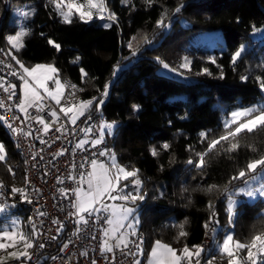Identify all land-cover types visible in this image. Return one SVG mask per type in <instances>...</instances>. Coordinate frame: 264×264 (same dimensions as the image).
Instances as JSON below:
<instances>
[{
	"label": "trees",
	"instance_id": "1",
	"mask_svg": "<svg viewBox=\"0 0 264 264\" xmlns=\"http://www.w3.org/2000/svg\"><path fill=\"white\" fill-rule=\"evenodd\" d=\"M23 3L31 4L30 15L21 25L27 34L21 38L23 46L10 52L5 45L10 28L6 12L11 5ZM105 4L114 14L110 27L95 17L82 20L77 14L66 23L52 0H0V47L16 68L15 57L25 64L53 63L60 78L80 87L74 100L96 98L86 117L114 122L112 133L104 138L105 147L140 175L139 193L144 198L135 203L144 252L155 240L178 250L185 245L195 250L215 223L220 227L217 238L231 224L234 239L242 243L263 234L264 200H241L229 218L225 194L250 174L247 163L264 156V129L222 141L211 152L208 147L226 132L222 114L261 97L257 77L264 78V37L250 38L249 33L264 26V0H105ZM162 17L165 26L158 27ZM212 30L222 34L224 49L194 44L196 33ZM144 37L150 42L145 43ZM242 46V55L233 63L234 53ZM185 55L192 57L190 70L180 68ZM156 59L192 80L156 72L161 63ZM204 68L211 74L203 73ZM18 82L19 78L15 80L17 92ZM106 85L108 95L104 97ZM100 99L104 103L97 108ZM237 140L238 149L226 151ZM0 141L6 153L0 161V182L20 197L25 187L23 162L1 122ZM206 152L204 166L196 167L197 154ZM242 169L246 176L232 180ZM210 185L217 187L209 192ZM13 188L22 192H13ZM11 210L27 221L24 208ZM181 230L187 235L179 236ZM217 254L212 248L203 250L201 262L212 257L216 263L227 264L228 257ZM237 254L245 255L247 250Z\"/></svg>",
	"mask_w": 264,
	"mask_h": 264
},
{
	"label": "snow or ice",
	"instance_id": "2",
	"mask_svg": "<svg viewBox=\"0 0 264 264\" xmlns=\"http://www.w3.org/2000/svg\"><path fill=\"white\" fill-rule=\"evenodd\" d=\"M52 2L56 5V8L59 10V14L62 16L63 21L66 23L71 22V15L73 12L78 13L80 18L83 20L87 18L91 20L93 18V10L103 13L105 10V0H85V3H77V0H52ZM85 5L87 6L88 10L85 9ZM63 6L67 7V11L63 10ZM183 5H181L182 7ZM181 9L177 7L175 9L176 12H179ZM25 16L29 15V13L25 12ZM103 15L100 16V19H104ZM109 19H114V14L108 17ZM110 24H105L104 27H110ZM158 27H164L163 17L160 21L157 22ZM27 33L23 28L15 35H11L7 37V40L13 47H22L23 45L20 43V40L23 36ZM133 40L136 39L135 37L132 38ZM144 42L149 43L147 37H144ZM49 44L53 45L57 50L60 49V45L56 44L54 41L49 40ZM129 48H131V42L129 43ZM243 47L237 50L233 57L232 62L235 63L236 60L242 55ZM14 58V57H13ZM185 63L181 64V68L189 69L190 70V61L187 60V57L184 58ZM20 65V68L23 70L24 75H20L19 78L23 82L21 86L22 97L20 98V102L16 105L17 108L21 112L28 116V108L36 107L37 111L43 110V99L44 96L42 95L41 90L43 93L47 94L52 100L55 101L57 105H61V100L64 95V90L67 87H71L72 89H76V85H69L67 82L62 83L59 79L55 78V75L58 74V69H56L53 65H35L34 67H26L20 61H17ZM212 63H215V60H212ZM165 68L169 66L167 64L163 65ZM205 74H211L207 68L202 70ZM82 76H86L87 74L84 73L83 69H81ZM16 75L17 73H12ZM200 74V73H198ZM30 79H28V78ZM241 79H247V77H242ZM54 80L56 84L55 90H50L48 87V81ZM257 80L260 82V88L264 91V78L257 77ZM108 85L105 86V90L103 92V96L106 97L108 95ZM0 88H4V91L7 92L9 88L15 89V84H10L8 87H4L2 83H0ZM82 91V89H81ZM72 96L75 95V92L71 94ZM14 96H16L15 91H12L11 94L8 96V99L11 100ZM96 98H92L89 100H81L79 103H72L70 105H64L59 108V112L63 113L66 117H69L70 122L72 124H76L77 119L80 116H83L85 112H87L92 106ZM104 103L103 99H100L97 104V108ZM0 108H6L5 102L0 100ZM136 110L139 109V106H134ZM71 114V115H69ZM49 115L52 117L53 121L59 119L58 113L56 111H50ZM3 117L0 116V120ZM34 119L43 125V131L47 133L50 130V124L45 121L42 116H35ZM234 126V127H233ZM8 127L14 132H20L22 130L13 128L11 124H8ZM114 127L113 123H102L101 125V132L103 133L104 129H107L109 132ZM225 129L226 132L224 135L220 136L218 139H214L210 142L208 147V152H211L217 145H219L222 141L227 142L231 139L235 140L239 137L242 133H253L258 129H264V106H253L248 108L239 109L237 111H233L231 113V120L225 122ZM60 131L59 128L56 129ZM82 131H91L89 129H82ZM26 135H31V132L26 133ZM202 137H205V133H201ZM101 138L96 139L93 141V146L96 144L101 143ZM87 141L82 140L80 143L77 144L76 147H82L84 143ZM44 143V141H41ZM164 148H168V145L165 144ZM239 147V142L230 143L229 147L226 149L228 152H232L237 150ZM251 147V146H250ZM253 151L255 149L253 148ZM62 154V153H61ZM106 152H100V156H105ZM153 155H156L155 150H153ZM199 161L196 163V167L202 168L204 166L205 160L204 157L207 155L206 153H198ZM6 159L5 153V146L0 143V161H4ZM112 159V168H116V174L113 176L111 174V168L105 167L103 162H98L96 159H92L88 163L91 165L92 171L88 172H81L78 184L80 186L71 189V191L75 195V201L72 204V207L76 209L74 213H69L70 216L75 215L79 216V220L77 223L79 224L81 221L87 224V219L84 217V213H87L88 216H92L94 213L98 214L101 211V207L98 205H102L103 210L110 213V215L105 219V222L111 225V229L104 230V236L109 238H114L116 240L115 245L109 244L108 240H103L100 251L103 254L104 252H112L114 247L119 248L123 245L125 248L128 247L130 241L127 239L129 236L128 232H122L121 229L127 227L132 229L131 235H135L134 223H138L133 217V222L127 223L125 225V221L129 220V217H132L135 209L132 207H127L125 205H112L109 208L108 205L103 204V198L107 196L111 200H121L125 202L135 203L137 200H142L144 197L140 195L138 186L140 185L141 181L137 178L133 180V185L137 187L136 192H124L123 189L119 187V182L121 179L127 181L130 177H137L138 170L134 169L132 171L126 170L124 167H117L115 162V156L111 157ZM189 164H192L193 161L189 160ZM75 167V166H73ZM81 168L84 167L82 164ZM247 172L256 173L257 169H260L259 175H264V156L259 159H253L249 163H247ZM11 171V169H9ZM245 170H240L236 176H233L231 179H241L246 176ZM70 179L75 180V177L70 176ZM256 177H253L255 179ZM61 182L62 181H58ZM87 184V189L83 187L84 184ZM247 184L248 181H245ZM125 188L127 185L124 186ZM216 185H210L207 191L211 192ZM13 192H22V189L13 188ZM61 193L67 197L68 189H60ZM241 192H244L249 198L255 197L257 194L260 196H264V185L260 187L249 189L247 191L241 189ZM119 193V194H113ZM228 211L230 218L234 213V209L236 206V201L232 199L231 194L228 196ZM29 203L31 201H28ZM7 205L0 204V213L4 212ZM41 216L45 215V213L40 212ZM16 221L12 222L11 230L9 226H5L3 229H0V238H6L8 241H11L10 244H5L0 242V250H6L10 247H16L17 244H23V251L17 253L16 251H12L8 253V256L20 260L21 258H25L27 260H31V253L28 251L32 249L36 245V241L34 237L37 234V230L35 225H33L30 233L24 232H17L15 230ZM53 224L58 223L57 221L53 220ZM183 227L182 225L180 226ZM205 227H208L206 224ZM63 228L61 224L60 227L57 229L59 232ZM79 228H77V232H79ZM214 231V229H213ZM187 233L184 231L179 232V236L183 237L186 236ZM96 237H93L95 239ZM51 239L55 240L56 237L53 236ZM142 243V241H141ZM45 245L43 243L39 244L40 248H43ZM67 247V244L64 245ZM196 251H192L188 248L187 245L181 250V254H177V250L173 249L170 245L162 243L160 240L155 241L154 246L152 247L151 253L149 255L148 264H181L182 260L187 261V264H200L199 257L201 256V252L203 249L199 246H194ZM139 248V245H137ZM247 250V259L242 260L241 257L237 255V253ZM142 251V250H141ZM219 253L223 256L226 255L228 257L227 264H264V235H254L251 237L250 242L242 243L239 240H235L233 234H228L223 239L222 244L218 246ZM131 254V253H130ZM82 255H87V253H82ZM215 259V258H213ZM3 258H0V264H2ZM95 264V261L92 262ZM135 264H140V261H135ZM207 264H212V260H209Z\"/></svg>",
	"mask_w": 264,
	"mask_h": 264
},
{
	"label": "built area",
	"instance_id": "3",
	"mask_svg": "<svg viewBox=\"0 0 264 264\" xmlns=\"http://www.w3.org/2000/svg\"><path fill=\"white\" fill-rule=\"evenodd\" d=\"M19 73L20 70L14 67L0 47V83L4 87L15 84ZM64 81L69 85H76L69 80ZM79 89L80 87L76 85V89H72V92ZM12 91H15L16 96L9 100L8 96ZM0 100L6 105V108H0V116L3 117L0 122L21 156L25 177V187L20 197L9 193L0 182V202L11 209L24 208L30 229L35 225L37 230L34 237L36 245L29 250L31 260L24 258L25 264H92L93 261L95 264H135L138 251L144 247V235L141 231L136 230L135 235L130 234L127 248L121 245L119 248L114 247L112 252L102 254L100 246L103 242L107 216L96 214L88 216L84 213L82 215L87 219V224L82 221L78 224L79 216L69 215L76 211L72 207L75 195L71 189L80 186L78 180L81 172L90 170L88 162L99 159L101 157L99 153L105 147L104 139L95 146L92 143V140L99 135L100 117L89 118L84 114L77 119L76 124H72L69 117L57 112L55 106L46 98L42 102V111H37L36 107L28 108V116L25 117L16 107L19 103L16 88H9L7 92L4 88H0ZM69 100L67 98L65 103ZM53 110L59 116L56 121H53L49 115ZM35 116H42L50 124L47 133L43 131V125L34 119ZM8 124L22 131L14 133ZM57 128L60 131H57ZM85 128H91V131H82ZM29 132L31 135H26ZM83 135L88 141L78 148L76 142ZM82 164L83 168L80 167ZM70 176L76 179H70ZM60 189L69 190L67 197ZM40 212L45 215L41 216ZM53 220L58 223L53 224ZM61 224L63 228L57 232ZM77 228L80 229L79 232ZM53 236L56 237L55 240L51 239ZM211 241L212 231H206L200 245L208 248ZM40 243L45 246L40 248ZM65 244H67L66 248ZM85 252L87 255H82ZM17 262V259H7L3 260L2 264H17Z\"/></svg>",
	"mask_w": 264,
	"mask_h": 264
},
{
	"label": "rangeland",
	"instance_id": "4",
	"mask_svg": "<svg viewBox=\"0 0 264 264\" xmlns=\"http://www.w3.org/2000/svg\"><path fill=\"white\" fill-rule=\"evenodd\" d=\"M179 1H182V0H179ZM77 3H85V0H77ZM30 5L31 4H29V3H23V4H17V5H14L13 4L9 8V10L6 12V14H8L7 21H9V23H10V25H9L10 28L8 30L9 32L7 33V35L5 37V45L7 47V50L10 51V52H15V50L18 47H13V45L8 42L7 37H9L11 35H15L17 32H19L21 30V28H22L21 27L22 22L25 19H27V17L30 15V12H31V6ZM55 7H56V5H55ZM63 10L64 11H67V7L66 6H63ZM84 10H88L86 5H85V9ZM25 12L29 13V15L25 16L24 15ZM57 12L59 13V10L58 9H57ZM73 14L79 15L78 13H75V12H73ZM101 15H103L105 18L104 19H100V16ZM110 15H112V14L108 10L107 6L105 7V10H104L103 13H100V12H97V11L93 10V17H95L98 20H100L103 25L110 24V22L112 21V19H109L108 18ZM59 17H60L61 20H63V18H62V16L60 14H59ZM12 25H14V27ZM143 36L144 35H141V37H143ZM249 36H250V38H254V39L260 38V37H264V26L256 27L253 30H251L250 33H249ZM192 40L194 41V44L195 45H204V46L208 47L209 49H212V50H215V51H219L221 49H224V47H225L224 38H223L222 34L219 31H213L212 30V31H205V32H201V33H196L193 36ZM20 43H21V40H20ZM191 56H195V55H191ZM185 57H187V60L188 61H190V62L192 61V57H190V56L188 57V56L185 55V56L182 57V61H181L182 63L181 64L185 63V60H184ZM14 59H15L16 63H17V61H20L16 57ZM156 60L161 62L156 67V72L162 73V74H165V75H169V76H174V77H176V78H178L180 80L186 81V82L192 80V78H191L190 75L183 73L180 69H178V68L177 69L176 68H172L169 64H167L166 62L162 61L161 59H156ZM21 63L24 64L26 67H29V68L34 67L35 65H38V64H40V65H49L50 64V65H53L54 66L53 63H34V64H25L23 62H21ZM164 64H167L169 67L168 68H165L163 66ZM181 64H180V66H181ZM18 66H19V68L18 67L17 68L20 70L19 76L20 75H24L23 70L20 68V65L19 64H18ZM190 67H191V63H190ZM181 69H185V68H181ZM26 78H28V77H26ZM55 78L56 79H59L62 83L65 82L57 74L55 75ZM28 79H30V78H28ZM22 83L23 82L19 78V82H18V84H19V102H20V98L22 97V91H21ZM48 87H49L50 90H55L56 84L54 83V80L48 81ZM260 91H261V97L255 103H253L251 105H248V106L234 107L233 109H231L226 114H222L221 115V123H222V125L225 127V122L231 120V113L233 111H237L239 109L253 107V106H264V91H262L261 88H260ZM41 92H42V95L44 96V98L48 99L49 101L51 100L50 102H53L52 104L55 106V108L56 107L60 108L61 106L70 105L72 103H77L78 104L79 101H81V100H89V99H92V98H84V99L74 100L75 96H77L78 91H76L75 92V95L72 96L71 94L74 91L72 92V88L71 87L70 88L67 87L64 90V95H63V98L61 100V105H57L55 103V101L52 100L50 97H48L47 94L43 93L42 90H41ZM66 96L70 100L65 103V101L67 100ZM24 116H25V114H24ZM100 120H101V125H102V123H113V121L107 120V119H104V118H100ZM113 128L111 129L110 132L107 129H104L103 130V133H102L101 132V127H100L99 128V135L92 140V143L96 139L101 138V135H102V139H104L106 137V134L107 133L108 134H111L112 133ZM85 129H88V128H85ZM82 140L88 141V138H86L83 135L82 137H80V139L76 143L78 144ZM0 143H2V142L0 141ZM101 152H106L107 154L105 156H101L99 159H97V161L98 162H103L105 164V167L111 168V174L114 176L116 174L117 169L111 167V165H112V159H111V157L113 155L115 156V154L113 153V151H112V149L110 147H104V148H102L101 149ZM115 162H116L117 167H124L128 171H132V170L136 169L135 167H133V168L126 167L125 164H122V163H120L117 160L116 156H115ZM90 171H92V169ZM259 173H260V169L258 168L256 173H250L249 175H247L243 179V181L240 184H238L236 187H232V188H230V189H228L226 191V194H225L226 195V200H225V202H226L227 211H228V203H229V200H228L229 194H231L232 199L234 201H236V204L238 202H240L241 200L253 201V200L257 199V198H260V199L264 200V196H260L259 194H257L255 197L249 198L247 195L244 194V192H241L240 191L241 189L247 191L249 189H254V188L260 187L261 185H264V175H259ZM253 177H256V178L253 179ZM137 178L141 181V178H140L139 173L137 174V177H130L127 181L121 179L120 182H119V187L121 189H123L124 192H133L134 193V192L137 191V187L133 185V180H135ZM245 181H248V183L246 184ZM125 185H127L126 188L124 187ZM140 187H141V183L138 186V189L139 190H140ZM113 194H119V193H113ZM0 204H3V203L0 202ZM103 204L108 205L109 208H111L112 205H125L127 207L134 208L135 211H134L132 217H129V220L128 221H125V225H127V223H129V222H133V217H135V220L138 221V223H134V229H135V232H136V230L138 229V227L140 225V213H139V210H138V204H136V203L133 204L130 201L129 202H125V201H121V200H111L107 196H105L103 198ZM4 205H6V204H4ZM98 207H101V211L98 214H96V213H94V214H96V215H106L107 217L110 215L109 212L103 210L102 205H98ZM9 210H11V208L6 207L5 211L2 212V213H0V229H3L5 226H9V228L11 230L12 222L13 221H16L17 223L15 225V230L17 232H24V233H26L25 232V229H23L21 220L17 216H14L12 214H9ZM228 213H229V211H228ZM233 215H234V213H233ZM233 215L231 216V218L233 217ZM229 218H230V215H229ZM111 227H112L111 225H109V224L106 223V229H109L110 230ZM219 228L220 227H219V225L217 223L213 224L212 228L211 227H208L207 228V231H212V243H211L210 247H208V248H205V247H203L201 245L199 246L203 250H205V253L210 248H212L214 251L218 250V246L220 244H222L223 239L225 238V236L228 235V234H233V229H232V224H231L229 226V228L223 233L222 237L221 238H219V237L217 238L216 235H217V233L219 231ZM213 229H214V231H213ZM121 231L122 232H128L129 233V236H130V234H131V232L133 230L125 227V228L121 229ZM261 235H264V233L261 234ZM129 236L127 238H129ZM105 239H107L108 242H109V244H111V245H115V243H116V240L114 238L105 237L104 236V232H103V240H105ZM155 241H157V240H155ZM155 241L152 243V245L148 248V250L146 252H144L142 249H141L142 251L139 250L138 253H137V255H136L135 261L139 260L140 261V264H148L149 255L151 253L152 247L155 244ZM0 242H3L5 244H10L11 243V241H8L6 238H0ZM162 243H164V242H162ZM165 244H167V243H165ZM172 248L175 249V250H177V254L178 255L181 254V250L182 249H179L178 250V249H176L174 247H172ZM22 249L23 248H21L20 250L16 249L15 251L17 253H19L20 251H23ZM190 250H192V249H190ZM12 251H14V250L6 249V251H4V252H3V250H0V256L2 258H4V257L8 256V253L9 252H12ZM192 251H196V249L195 250H192ZM217 255L219 256V258L220 257L221 258L224 257V255L222 256L219 253V251H218V254ZM237 255L239 257H241L242 260H246L247 259V254L241 255V256L239 254H237ZM248 263L250 264V262H248ZM181 264H187V261L182 260L181 261ZM216 264H221V263L218 261Z\"/></svg>",
	"mask_w": 264,
	"mask_h": 264
},
{
	"label": "crops",
	"instance_id": "5",
	"mask_svg": "<svg viewBox=\"0 0 264 264\" xmlns=\"http://www.w3.org/2000/svg\"><path fill=\"white\" fill-rule=\"evenodd\" d=\"M18 88H19V87H18ZM18 97H19V90H18ZM50 101H51V100H50ZM51 103H53V102H51ZM17 109L19 110V108H17ZM19 111H20V110H19ZM56 111L59 112V108H58V107H56ZM100 127H101V125H100ZM90 170H91V165H90ZM90 170H89V171H90ZM83 187H84L85 189H87V184L85 183V184L83 185ZM9 214H12V215H14V216H17V217L21 220V223H22L23 229H25V232H26V233H30V232H31V229H30V227H29V225H28V222L22 220V216H23V215L18 214V213H15V212H13V211H11V210H9ZM127 239H128V238H127ZM21 248H23V244H22V243L17 244V246H16L15 248H14V247H10V248H7V249H11V250H14V251H15L16 249L20 250ZM22 250H24V248H23ZM4 251H6V250H3V252H4ZM0 258H2V257L0 256ZM7 259H13V258H11V257H9V256H6V257L3 258V260H7ZM199 259H200V264H207V262H208L209 260H212V264H216L215 260H213L212 257H211V258H207V259H206V257H204L203 262H201L202 259H203V257H199ZM3 260H2V261H3ZM17 264H25V262H24V258H21L20 260H18Z\"/></svg>",
	"mask_w": 264,
	"mask_h": 264
}]
</instances>
